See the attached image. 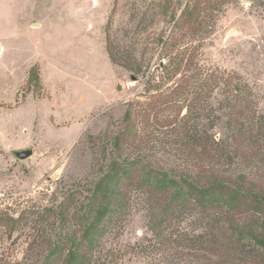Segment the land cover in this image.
<instances>
[{"label":"rangeland","instance_id":"rangeland-1","mask_svg":"<svg viewBox=\"0 0 264 264\" xmlns=\"http://www.w3.org/2000/svg\"><path fill=\"white\" fill-rule=\"evenodd\" d=\"M187 1L0 0L2 262H23L30 243L40 244L45 235L55 239L66 226L59 204L68 196L73 208L77 188L98 177L112 138L122 129L148 139V157L155 164L183 161L174 125L166 118L178 112L181 118L188 106L196 107L189 113L196 122L202 117L198 86L186 80L185 94L173 93L183 75L187 79L199 67L225 70L249 83L264 113V7L249 0H236L215 13L209 32L183 31L178 48L185 59L176 74L156 68L161 59L169 64L163 45ZM233 27L239 32L230 34ZM123 64H140L144 74L135 75ZM153 72L164 76L159 87L147 83ZM160 92L178 97V103L165 109L162 96L156 99L159 112L150 110L148 103ZM128 109L130 126L124 120ZM226 120L224 115L215 129L217 137L228 133ZM25 149L33 154L18 158L15 152ZM189 223L184 225L190 228ZM121 227L123 242L153 237L142 212ZM146 259L129 253L123 264H147Z\"/></svg>","mask_w":264,"mask_h":264},{"label":"trees","instance_id":"trees-1","mask_svg":"<svg viewBox=\"0 0 264 264\" xmlns=\"http://www.w3.org/2000/svg\"><path fill=\"white\" fill-rule=\"evenodd\" d=\"M234 1L188 0L163 45L169 64L161 59L156 68L176 74L185 59L178 48L183 31L209 32L215 13ZM249 1L264 7V0ZM123 65L144 74L140 64ZM163 80L153 72L147 83L159 87ZM186 80L200 88V121L190 117L194 106L181 118L178 112L165 121L174 125L172 136L183 161L155 164L148 157V139L122 129L113 136L98 177L77 188L73 208L68 196L59 204L66 226L55 239L45 235L40 244L30 243L25 261L18 264H123L129 253L147 258V264H264V113L249 83L225 70L199 67L187 79L183 75L175 96L185 94ZM169 96L153 95L149 109H160V97L165 109L173 107L178 97ZM223 109L228 113H217ZM224 115L229 131L217 137ZM132 118L128 109L125 124L130 126ZM139 212L152 239L143 234L136 242H123L121 222Z\"/></svg>","mask_w":264,"mask_h":264},{"label":"water","instance_id":"water-1","mask_svg":"<svg viewBox=\"0 0 264 264\" xmlns=\"http://www.w3.org/2000/svg\"><path fill=\"white\" fill-rule=\"evenodd\" d=\"M238 32L239 30L236 27L231 28L229 31L230 34H236ZM132 79H136V77L132 76ZM15 154L20 159H26L33 154V150L32 149L20 150V151H16Z\"/></svg>","mask_w":264,"mask_h":264}]
</instances>
